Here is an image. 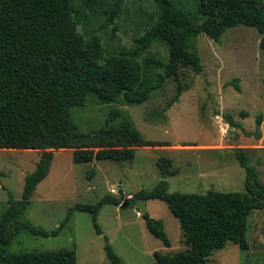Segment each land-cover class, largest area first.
I'll use <instances>...</instances> for the list:
<instances>
[{"label": "rangeland", "instance_id": "374dc122", "mask_svg": "<svg viewBox=\"0 0 264 264\" xmlns=\"http://www.w3.org/2000/svg\"><path fill=\"white\" fill-rule=\"evenodd\" d=\"M85 1L73 0L81 11L78 31L86 43L100 37L106 58L133 53L137 39L161 13L155 0H105L91 7ZM174 2L199 22L196 0ZM117 4L118 16L111 21L108 11ZM260 41L257 29L244 25L228 29L218 42L206 34L192 37L191 50L199 55L203 70H181L183 93L174 103L178 85L170 79L141 105L101 103L91 97L85 108H74L72 117L82 133L100 130L110 113L117 110L130 117L144 139L172 147L137 149L131 161L79 164L73 161V150L55 151L50 173L37 186L25 215L33 226L51 233L76 204H96L104 196L120 192L125 200L120 206L107 204L100 210L102 235L97 233L90 213L76 211L56 236L21 231L10 252L75 249L78 264H112L105 252L107 237L127 264H155V252L171 254L186 249L179 220L168 205L161 200L134 199V195L152 191L165 179L157 166L161 157L171 158L180 170L167 178L171 193H244L247 174L237 160L238 148L246 149L249 166L264 181V54ZM168 54L166 45L155 43L137 56L142 77L150 78L161 71L147 68L146 58L155 56L167 62ZM121 121L117 118L111 124ZM42 153L0 150V220L9 201L21 199L25 177L35 171ZM92 172L93 177L88 179ZM143 215L162 221L170 247L148 230ZM248 223L249 250L228 243L213 253L209 264H264V209L254 211Z\"/></svg>", "mask_w": 264, "mask_h": 264}, {"label": "trees", "instance_id": "16d2710c", "mask_svg": "<svg viewBox=\"0 0 264 264\" xmlns=\"http://www.w3.org/2000/svg\"><path fill=\"white\" fill-rule=\"evenodd\" d=\"M161 13L147 33L137 39V49L129 54L104 56L100 37L86 43L78 31L81 11L73 0H0V150L42 151L34 172L25 177L20 200H10L0 220V264H78L75 249L11 253L17 235L27 230L35 235L56 236L70 222L74 212L92 215L96 231L102 235L98 215L104 205L120 206L123 193L108 194L96 204H76L69 209L57 231L48 233L26 219L37 186L49 175L54 152L73 150V161H131L139 148L168 147L148 141L136 130L130 117L114 110L103 128L91 134L79 131L72 117L74 108H85L91 97L101 103L141 105L167 80H174L177 95L183 93L181 70H203L199 55L191 50L190 39L206 34L218 42L232 27L257 29L264 54V0H196L199 22L177 7L174 0H155ZM105 0H86L90 7ZM120 5L109 10L110 20L118 16ZM155 43L166 45L168 60L155 56L144 61L147 68L161 70L143 78L137 56ZM122 118L121 123H111ZM235 128L233 121H228ZM261 125V121H258ZM247 177L244 193L209 191L206 194L171 193L167 178L180 170L168 157L157 166L164 176L152 191L142 190L134 199L161 200L179 220L186 249L154 253L155 264H209V258L226 247L249 250L248 220L264 209V181L249 166L246 149L235 151ZM94 173L87 175L88 179ZM148 230L170 247L162 221L143 215ZM105 252L112 264H127L105 237Z\"/></svg>", "mask_w": 264, "mask_h": 264}, {"label": "crops", "instance_id": "0c3cea01", "mask_svg": "<svg viewBox=\"0 0 264 264\" xmlns=\"http://www.w3.org/2000/svg\"><path fill=\"white\" fill-rule=\"evenodd\" d=\"M169 148H171L172 146H168ZM155 149H162L164 147H154ZM140 149V148H139Z\"/></svg>", "mask_w": 264, "mask_h": 264}, {"label": "bare ground", "instance_id": "6f19581e", "mask_svg": "<svg viewBox=\"0 0 264 264\" xmlns=\"http://www.w3.org/2000/svg\"><path fill=\"white\" fill-rule=\"evenodd\" d=\"M19 151V150H18ZM26 152H30V150L28 151V150H25ZM65 151V150H64Z\"/></svg>", "mask_w": 264, "mask_h": 264}]
</instances>
